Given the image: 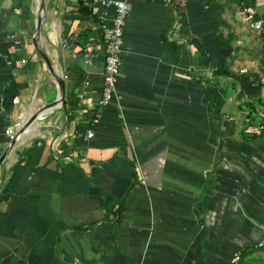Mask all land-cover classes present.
I'll use <instances>...</instances> for the list:
<instances>
[{
	"label": "crops",
	"instance_id": "0c3cea01",
	"mask_svg": "<svg viewBox=\"0 0 264 264\" xmlns=\"http://www.w3.org/2000/svg\"><path fill=\"white\" fill-rule=\"evenodd\" d=\"M105 1L0 0V264H264V0H126L98 105Z\"/></svg>",
	"mask_w": 264,
	"mask_h": 264
},
{
	"label": "built area",
	"instance_id": "2783aa9c",
	"mask_svg": "<svg viewBox=\"0 0 264 264\" xmlns=\"http://www.w3.org/2000/svg\"><path fill=\"white\" fill-rule=\"evenodd\" d=\"M106 4H110L113 7V14L110 23L102 25L101 40L103 45V73H102V85L99 96L97 98V104L103 105L111 98L115 82L119 70L120 64V50L122 42V27L126 14L128 12L129 4L126 0H106ZM248 25L251 28H260L261 20L253 19L251 14L246 16ZM262 49V67L264 68V43L261 46ZM22 125L20 120H15L11 124L4 127L3 133L9 140L15 136L17 129ZM91 134L90 130L86 131V135ZM239 254H233L228 259V264H239Z\"/></svg>",
	"mask_w": 264,
	"mask_h": 264
},
{
	"label": "water",
	"instance_id": "95a60500",
	"mask_svg": "<svg viewBox=\"0 0 264 264\" xmlns=\"http://www.w3.org/2000/svg\"><path fill=\"white\" fill-rule=\"evenodd\" d=\"M42 7H43L42 0H39L38 11H40L42 9ZM39 23H40V16L37 15L36 26H35V33H34V36L32 37L33 44L35 43V36L38 33L37 30H38ZM39 53L42 56V58L45 60L47 66H48V59L46 58L45 53L43 51H40V50H39ZM49 71L51 72V74L54 77L55 82L57 84L58 96H57V98L55 100H53V101H51L49 103L44 104L40 109H38V111L41 110V109H44L45 107H48L50 105H53V104L57 103L58 101L62 102V100H63V93H64L63 79L60 76H58L55 73H53L51 71L50 67H49ZM38 111H34L31 114H29V116L24 120V122L22 123V125L17 129L15 136H13L12 138L9 139L8 144L3 148V150L0 153V162L3 160V158L6 155V153L9 151L10 147L13 145L14 139H15L17 133L20 132L21 130H23L24 127L27 126L36 117Z\"/></svg>",
	"mask_w": 264,
	"mask_h": 264
},
{
	"label": "trees",
	"instance_id": "16d2710c",
	"mask_svg": "<svg viewBox=\"0 0 264 264\" xmlns=\"http://www.w3.org/2000/svg\"><path fill=\"white\" fill-rule=\"evenodd\" d=\"M207 3H208V0H207ZM219 5H220V4H219ZM86 10L89 11V9H86ZM67 28H68L67 25H63V27H62V35H65V34H66ZM86 32H88V31H86ZM80 33H81V35L87 34V33H85V30L80 31ZM222 71H223V69H222ZM72 105H73V104H72ZM71 108H73V106H68V109L71 110ZM70 110H69V111H70Z\"/></svg>",
	"mask_w": 264,
	"mask_h": 264
}]
</instances>
